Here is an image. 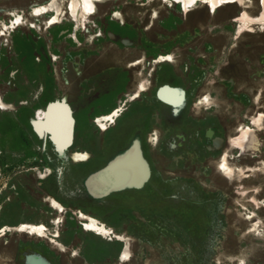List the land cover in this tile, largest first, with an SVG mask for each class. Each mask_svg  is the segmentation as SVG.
Wrapping results in <instances>:
<instances>
[{
  "label": "rangeland",
  "instance_id": "374dc122",
  "mask_svg": "<svg viewBox=\"0 0 264 264\" xmlns=\"http://www.w3.org/2000/svg\"><path fill=\"white\" fill-rule=\"evenodd\" d=\"M263 1L212 11L107 0L76 21L70 0H59L62 14L49 25L53 12L33 13L48 0H0V227L44 223L64 246L7 231L0 264H264ZM60 102L64 143L36 123ZM120 105L102 130L96 117ZM138 139L150 178L144 165L146 177L129 184L148 179L144 186L92 192L88 177ZM76 150L89 161L72 162ZM132 163L109 170L117 185L136 174ZM77 210L108 231H86Z\"/></svg>",
  "mask_w": 264,
  "mask_h": 264
},
{
  "label": "bare ground",
  "instance_id": "6f19581e",
  "mask_svg": "<svg viewBox=\"0 0 264 264\" xmlns=\"http://www.w3.org/2000/svg\"><path fill=\"white\" fill-rule=\"evenodd\" d=\"M107 0H70V11L72 16L75 18L76 21L84 20L87 15H93V13L96 12V4L98 2H104ZM170 1V0H169ZM174 2H180L182 4V7L185 10H188L190 7L194 6L198 2L207 4L210 6L211 10L213 11L216 7L223 5L224 3L228 2H233L235 0H172ZM263 6H264V1H263ZM67 9V8H66ZM62 8L60 6L59 0H48L46 4L39 5L34 7L33 13L35 15H43L47 14L49 12H53L48 17V24L53 25L59 21V18L62 14ZM68 13V12H67ZM70 14V15H71ZM18 21V19H17ZM14 24V23H13ZM169 55H161L159 57V61L163 60H170ZM171 58V57H170ZM145 87L141 84L139 86V89L135 91L130 97L129 100H134L136 97L140 95V92L143 91ZM57 101H55L56 103ZM61 103V102H60ZM52 104V103H51ZM63 104V103H62ZM0 108L1 109H7V106H5L4 102L0 99ZM123 107L120 105L119 107H116L113 109L111 112L107 114H102L100 116L96 117V124L102 129V130H107L108 127L115 123L116 118L120 115L122 112ZM54 114L52 113V118ZM38 121V120H37ZM54 120L52 119V123ZM71 158L75 163H80L83 161H88L89 160V154L86 152H72L71 153ZM220 168L222 171L225 173L229 174L232 172V168L228 166L225 155H223L221 161H220ZM48 169V168H47ZM48 171V170H47ZM50 171L48 172H40L39 177L40 178H46L47 175L49 174ZM50 202L51 206L54 208H57V210L62 213L64 211V206L60 204L55 197H50ZM78 218L80 219V223L82 227L86 231H95L97 233H106L108 229L106 228L105 224H103L101 221H99L97 218L93 217L92 215L88 213H84L82 210H77ZM247 218H252V216H247ZM61 221V216L58 215L55 217L53 220V223L55 225H58ZM259 226V225H258ZM7 231H17V232H26L28 234H35L40 237H45L49 239L52 243L61 246L62 248L64 247L61 245L57 239L58 237V232L57 230H54L52 233L49 232L48 227L44 223H21L17 226H3L0 227V236L6 234ZM111 232V231H110ZM112 233V232H111ZM119 239H124L123 236L117 235ZM128 253L127 251H123L119 259L124 260L127 258Z\"/></svg>",
  "mask_w": 264,
  "mask_h": 264
},
{
  "label": "crops",
  "instance_id": "0c3cea01",
  "mask_svg": "<svg viewBox=\"0 0 264 264\" xmlns=\"http://www.w3.org/2000/svg\"><path fill=\"white\" fill-rule=\"evenodd\" d=\"M125 105H126V102H125ZM115 108V107H114ZM112 110V109H111ZM124 111V110H123ZM51 113H53L54 115H55V117H56V121H57V134L55 133V135H54V138H57V140H58V142H60V143H64V141H65V138H66V136H67V133L69 132L70 133V128H68V122H66V124L64 123L65 121L64 120H66V117L64 116V111H62V110H60V112L58 113L57 111H55L54 110V112L52 111ZM55 121V122H56ZM116 124V123H115ZM115 124H112L111 126H113V125H115ZM110 126V127H111ZM109 127V128H110ZM108 128V129H109ZM56 136V137H55ZM123 138V137H122ZM119 139V141H117L119 144H123V142H124V138L123 139ZM70 139V138H69ZM141 144H142V141L141 140H135V141H133V143L126 149V150H124V151H121L120 153H118V154H116V155H114V157H113V161L109 164V165H107V167H105V168H103V169H101V170H99V171H97V172H95V173H93L92 175H90L89 177H88V179H87V186H88V188L92 191V192H94V193H99V192H97V190H95V189H92L90 186H89V183H88V180H89V178L90 177H103L102 175L101 176H99V175H97L98 173H101L102 171H105V172H109V170L110 169H117L118 168V170H122V171H124V170H126V171H128L127 170V167H128V165L130 164V163H132L133 165H132V167L131 168H134V165H135V161H138V162H140V167L139 166H137V170H136V174H127V173H124V174H126L125 175V179H124V175H122L121 176V183H120V185H122V184H124V183H126V182H131V181H133L135 178L136 179H138V178H140L141 176H144V178L146 177V175H144L145 174V170H144V165L146 166L145 167V169H146V172H147V176H148V179L150 178V168H149V165H148V162L146 161V158H145V155H144V152H143V149H142V146H141ZM78 151V150H77ZM87 153V152H86ZM90 156V155H89ZM138 169H140V170H138ZM95 175H97V176H95ZM147 179V180H148ZM147 180H144V181H142V183H140V185L139 186H137V185H127V184H125V185H122V186H114L113 184H109L108 183V185L107 184H104L103 186H102V189H100V190H102V192L103 191H105V192H110V191H112V190H116V189H120V188H125V187H127V188H134V187H143L144 186V184H145V182L147 181ZM98 182H101V180H98Z\"/></svg>",
  "mask_w": 264,
  "mask_h": 264
},
{
  "label": "water",
  "instance_id": "95a60500",
  "mask_svg": "<svg viewBox=\"0 0 264 264\" xmlns=\"http://www.w3.org/2000/svg\"><path fill=\"white\" fill-rule=\"evenodd\" d=\"M67 105L62 104V103H57V104H48V106L45 109V116H44V120H38V122L36 121V123L38 124V126H43L44 129L50 133V135L52 137H54L55 133L57 134V121H56V117L53 116L54 118H52V111L54 112L57 111L58 113L60 112V110L64 111L66 109ZM69 109V107H68ZM52 119L54 120V122L52 123ZM56 121V122H55ZM72 121V118H71ZM72 133V132H71ZM69 143V141H68ZM91 179V177L89 178V180ZM88 180V181H89Z\"/></svg>",
  "mask_w": 264,
  "mask_h": 264
},
{
  "label": "flooded vegetation",
  "instance_id": "af4514ba",
  "mask_svg": "<svg viewBox=\"0 0 264 264\" xmlns=\"http://www.w3.org/2000/svg\"><path fill=\"white\" fill-rule=\"evenodd\" d=\"M109 128V127H108ZM157 137V136H156ZM151 138V137H150ZM150 140V139H149ZM151 141V140H150ZM77 151V150H76ZM72 152H74V151H72ZM71 152V153H72ZM79 152H83V151H79ZM71 153H70V155H71ZM88 153V152H87ZM69 155V157L71 158V156ZM90 155V154H89ZM90 157H91V155H90ZM90 157H89V159H90ZM71 160H72V162H74L73 161V159L71 158ZM89 161V160H88ZM84 162H87V161H83V162H80V163H84ZM75 163V162H74ZM144 178V176H141L140 178H138L137 179V181H131V182H126V183H124V184H129V183H137V182H140L142 179ZM99 180H101V182H98V181H93V182H91V180L89 181V186H91V187H93L92 189H95V190H100V189H102V186L104 185V184H107L108 185V183L109 184H113L114 186H122V185H124V184H122V185H117V181H116V178H115V176L111 173V172H109L108 174H106L105 176H103V177H101V178H99Z\"/></svg>",
  "mask_w": 264,
  "mask_h": 264
},
{
  "label": "snow or ice",
  "instance_id": "6c2138e0",
  "mask_svg": "<svg viewBox=\"0 0 264 264\" xmlns=\"http://www.w3.org/2000/svg\"><path fill=\"white\" fill-rule=\"evenodd\" d=\"M193 2H194V0H193ZM169 59H171V58L169 57ZM205 99H207V97H205Z\"/></svg>",
  "mask_w": 264,
  "mask_h": 264
},
{
  "label": "built area",
  "instance_id": "2783aa9c",
  "mask_svg": "<svg viewBox=\"0 0 264 264\" xmlns=\"http://www.w3.org/2000/svg\"><path fill=\"white\" fill-rule=\"evenodd\" d=\"M37 113V112H36Z\"/></svg>",
  "mask_w": 264,
  "mask_h": 264
}]
</instances>
